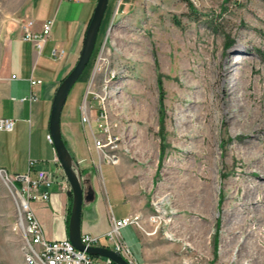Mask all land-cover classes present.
Segmentation results:
<instances>
[{
  "label": "rangeland",
  "instance_id": "1",
  "mask_svg": "<svg viewBox=\"0 0 264 264\" xmlns=\"http://www.w3.org/2000/svg\"><path fill=\"white\" fill-rule=\"evenodd\" d=\"M83 106L97 141L106 142L104 123L107 151L124 164L142 216L131 228L165 264H263L250 247L264 234L260 211L251 233L235 237L242 218L233 209L244 178L264 187V168L248 169L238 155L260 151L264 163V0H110L96 52L63 108L80 134ZM15 224L0 174V264H24Z\"/></svg>",
  "mask_w": 264,
  "mask_h": 264
},
{
  "label": "crops",
  "instance_id": "2",
  "mask_svg": "<svg viewBox=\"0 0 264 264\" xmlns=\"http://www.w3.org/2000/svg\"><path fill=\"white\" fill-rule=\"evenodd\" d=\"M98 1L14 0L16 5L10 8L0 0V118L15 122L12 131L0 132V168L9 174H25L30 162L37 160L34 170H46L54 176L56 183L49 201L32 203L49 240L69 239L73 205L71 186L69 182L66 186L60 183L65 173L57 162L55 148L49 146L52 106L61 82L81 56ZM50 19L55 20L52 37L39 53L34 43L24 40L23 26L33 20L32 30L39 33ZM55 47L64 51L62 59L52 57ZM31 79L42 83L32 87ZM32 93L35 100L25 101ZM61 128L83 180L82 234L104 236L110 231L113 218L120 220L139 214L140 207L125 182L124 164L113 166L104 162L100 166L91 128L83 123L82 114V134L69 113L63 116L62 112ZM49 159L51 162L47 163ZM122 238L137 264H165L164 254H156L150 240L131 226L122 230ZM101 244L107 245L106 238Z\"/></svg>",
  "mask_w": 264,
  "mask_h": 264
},
{
  "label": "built area",
  "instance_id": "3",
  "mask_svg": "<svg viewBox=\"0 0 264 264\" xmlns=\"http://www.w3.org/2000/svg\"><path fill=\"white\" fill-rule=\"evenodd\" d=\"M55 20L50 19L44 22L42 30L39 33L33 32L34 21L29 20L23 26L25 31L24 40L34 43L37 51L41 53L46 43L51 39ZM64 51L57 48L53 49L52 57L62 59ZM16 78V76H13ZM42 81L31 79V86L35 87ZM26 100H35V94ZM88 109L83 106L82 121L91 128L92 135L95 138V147L99 152L101 163H108L113 166L120 164V157L111 151H107L109 146L113 145V139L108 134L106 124L99 125L101 131L106 133V142L97 141L96 132L89 118ZM13 119L0 118V132H10L14 129ZM99 130V131H100ZM48 141L53 144V139L48 136ZM57 162H59L57 158ZM37 162L31 161L29 171L25 174H9L6 170L0 168V174L9 187L16 210V224L14 231L19 233L22 239V255L24 264H114V262L105 257L93 256L87 251L78 250L69 239L49 240L45 237L41 222L36 216L32 203L37 201H49L51 189L56 183L55 178L46 170H34ZM74 169L79 172L75 163ZM66 186L68 180L63 178L60 182ZM142 216L135 214L126 218L117 220L112 219L111 229L104 236H94L83 233L82 243L87 247H105L121 255L129 264H137L130 247L122 238V230L129 226L141 228ZM106 238L107 245H102V239Z\"/></svg>",
  "mask_w": 264,
  "mask_h": 264
},
{
  "label": "water",
  "instance_id": "4",
  "mask_svg": "<svg viewBox=\"0 0 264 264\" xmlns=\"http://www.w3.org/2000/svg\"><path fill=\"white\" fill-rule=\"evenodd\" d=\"M110 0H99L93 18L88 27L81 56L70 74L61 82L52 106L50 119V133L53 145L61 167L64 170L72 193L73 205L69 223V240L81 251H87L93 256L111 259L114 264H129L121 255L105 247H87L82 243V210L84 204L83 180L79 172L74 169L75 161L69 151L62 134L61 117L67 98L74 85L81 78L93 57L99 32L102 27Z\"/></svg>",
  "mask_w": 264,
  "mask_h": 264
},
{
  "label": "bare ground",
  "instance_id": "5",
  "mask_svg": "<svg viewBox=\"0 0 264 264\" xmlns=\"http://www.w3.org/2000/svg\"><path fill=\"white\" fill-rule=\"evenodd\" d=\"M238 61L240 59H237ZM225 76V75H224ZM228 83H230L225 77L223 78L222 83L220 84L222 88H224L225 92L228 93ZM259 111L256 112V114ZM239 118V117H238ZM244 123L249 122L250 124H256L259 123L258 117L253 118L251 121L244 120L241 118ZM203 135L206 136L207 129L201 128ZM180 138L184 139L183 132H180ZM241 159L247 161V168L255 167L257 168L256 172L259 170H262L264 168L263 161V153L260 151L253 152V153H239L238 154ZM262 163L263 165H260L257 167L256 165H253V163ZM241 185H238L239 188L243 187V200L240 202L239 205L234 206V211H238L240 217L242 218V221L237 225L236 232H234V236L241 235L246 233H251L250 230H248V222H253L254 217L251 216L252 213L256 211H260V221H264V187H262V183L249 181L246 178H244V181L240 183ZM235 196L230 195L229 199L234 200ZM248 207H252V210H250ZM259 243H262V245H259ZM250 247L257 250V252L260 254L261 262L264 264V234L260 238V240H256L252 243H250Z\"/></svg>",
  "mask_w": 264,
  "mask_h": 264
},
{
  "label": "trees",
  "instance_id": "6",
  "mask_svg": "<svg viewBox=\"0 0 264 264\" xmlns=\"http://www.w3.org/2000/svg\"><path fill=\"white\" fill-rule=\"evenodd\" d=\"M98 41V40H97ZM97 45V44H96ZM95 52H96V48H95V51H94V54H95ZM94 54H93V56H94Z\"/></svg>",
  "mask_w": 264,
  "mask_h": 264
}]
</instances>
